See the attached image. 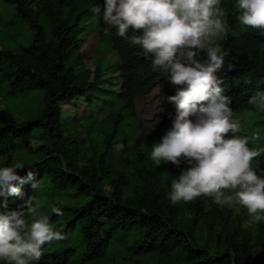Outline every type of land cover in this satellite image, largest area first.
<instances>
[{
    "label": "trees",
    "instance_id": "1",
    "mask_svg": "<svg viewBox=\"0 0 264 264\" xmlns=\"http://www.w3.org/2000/svg\"><path fill=\"white\" fill-rule=\"evenodd\" d=\"M2 1L15 3L14 18L27 23L31 37L19 51L0 46V85L13 96L39 93L42 108L36 117L22 124L14 123L0 111V157L11 151L14 141L36 133L47 144L46 157L17 174L23 177L31 170L36 173L38 183L48 176L56 188L71 187L85 195L84 202L76 207L53 204L62 215L53 213L51 219L58 220L57 232L64 239L43 245L41 258L30 264H68L80 255L85 260H98L112 244L129 234L132 238L126 247L132 253L156 252L162 258L180 255L181 260L171 264H246L242 263L241 244L232 253H218L208 240L196 233L200 222H208V214L217 207L214 197L202 195L191 202L190 227L182 230L175 227L176 205L163 192L147 191L134 202L126 203L121 197L126 184L122 173L114 177L111 191H105L104 181L110 177L103 157L110 151L123 112L118 111L112 118L114 130L105 135L102 158L83 173L77 169L74 144L61 126L59 102L71 101L95 90L100 81L97 74L90 80V70L82 67L78 37L82 16L97 13L96 8L100 9L104 33L118 56L117 66L125 79L121 109L134 108L136 98L158 88L165 99V110L155 115L153 134L162 140L172 130L176 106L168 97L186 85H173L169 74L153 66L154 55L131 43V37L141 35L142 30L130 28L127 39L119 37L116 27L103 19L105 0H39L38 11L27 9L22 0ZM219 3L224 12L221 19L228 27L221 39L214 38L213 46L220 49L218 55H223L224 60L216 76L222 94L231 100L232 113L239 116V122H244V111L257 112L260 107V101L252 103L251 98L264 95V29L243 25L235 0H219ZM196 59L205 62L207 50L198 51ZM237 135L243 137L244 133L239 131ZM255 167L258 172L264 170L263 152L257 157ZM169 173L173 181L178 179L176 169L170 167ZM20 187L21 196L0 197V216L19 210L25 201L32 199L31 182ZM260 226L264 227V221ZM254 264H264V247Z\"/></svg>",
    "mask_w": 264,
    "mask_h": 264
},
{
    "label": "clouds",
    "instance_id": "2",
    "mask_svg": "<svg viewBox=\"0 0 264 264\" xmlns=\"http://www.w3.org/2000/svg\"><path fill=\"white\" fill-rule=\"evenodd\" d=\"M219 0H105L103 19L115 26L117 35L127 39L129 29L142 30L131 37L146 54L154 55L155 68L169 74L173 85H186L168 97L176 106L172 130L152 146L151 159L185 168L173 181L170 201L185 203L204 195L220 205H240L254 221L264 219V170L252 167L260 150L248 147L249 138L240 137L238 121L232 120L231 100L222 94L216 73L223 66V55L214 47V38L227 30L221 19ZM239 19L253 29H264V0H237ZM99 13L100 9H94ZM207 50L208 59H196L198 51ZM264 102V95L251 98ZM195 117V120L191 119ZM229 133L233 135L226 138ZM253 141L259 139L253 134ZM22 165L0 168V197L21 196V187L31 182L36 189V173L17 174ZM20 185V186H18ZM226 191L234 195H225ZM38 205L29 198L19 210L0 216V260L8 264H30L42 256V246L60 241L64 236L40 215ZM62 215L59 208L51 210ZM26 216L33 222L28 225Z\"/></svg>",
    "mask_w": 264,
    "mask_h": 264
},
{
    "label": "rangeland",
    "instance_id": "3",
    "mask_svg": "<svg viewBox=\"0 0 264 264\" xmlns=\"http://www.w3.org/2000/svg\"><path fill=\"white\" fill-rule=\"evenodd\" d=\"M27 9L38 11L39 0H22ZM237 3V0H235ZM222 9L220 3L217 5ZM15 3L0 0V46L19 51L31 37V30L26 22L14 18ZM242 23V22H241ZM79 51L82 67L90 70L89 79L99 76L97 87L83 96L71 101L59 102L61 126L68 133L74 144V156L77 169L80 173L100 160L104 148V138L113 128V116L123 112V116L116 134L111 140L109 153L105 154L104 164H107L109 179L104 181V189L111 191L112 181L117 173H122L126 184L123 186L121 197L126 203L134 202L141 193L153 191L156 194L163 192L169 196L173 179L169 168L176 169L177 177L188 167L185 162L180 166L171 162H162L156 166L151 159L152 146L161 140L154 136L155 115L165 110V99L158 88L134 100V108L121 109L123 103L124 76L118 69V56L111 49L107 35L104 33V24L98 13H89L82 16L79 24ZM241 28V27H240ZM223 33L217 37L222 38ZM80 70L79 66H76ZM42 108L41 95L35 91L25 96H13L5 92L0 85V111L9 115L16 124H22L37 116ZM244 122H239V116L232 113V120L238 121L243 137L249 138L248 147L264 153V102L260 101L257 112L244 111ZM195 120V117L193 118ZM253 134L259 139L253 141ZM233 134L229 133L226 138ZM47 144L38 134L13 142L12 149L0 157V168L22 165L30 167L34 162L46 157ZM257 157L252 161L256 170ZM98 166V165H97ZM21 169H17V173ZM258 172V171H257ZM261 174V172H258ZM225 195H234L226 191ZM164 196V197H165ZM33 206L38 205L40 215L47 216L54 231H59L58 220L51 219L54 203L65 206H78L85 200V195L75 188L58 189L48 176H44L32 194ZM192 202V201H191ZM191 202L176 203L175 227L189 230L192 219ZM168 207L165 206V212ZM264 215V213H261ZM208 222L202 220L196 233L219 253L234 252V247L241 244L244 257L242 263L254 264L259 261L260 251L264 247V227L260 221H254L247 209L240 206L220 205L208 214ZM26 223L33 222L31 216H26ZM129 234L122 240L111 245L107 253L98 260H85L81 255L72 258L68 264H162L181 260L176 254L167 258L160 257L156 252L135 254L127 249L126 243L131 240ZM0 264H8L0 260Z\"/></svg>",
    "mask_w": 264,
    "mask_h": 264
}]
</instances>
